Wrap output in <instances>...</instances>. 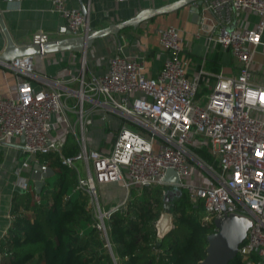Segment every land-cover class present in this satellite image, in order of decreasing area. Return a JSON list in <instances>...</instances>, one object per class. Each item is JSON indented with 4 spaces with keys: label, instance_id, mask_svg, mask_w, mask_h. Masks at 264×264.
<instances>
[{
    "label": "built area",
    "instance_id": "obj_1",
    "mask_svg": "<svg viewBox=\"0 0 264 264\" xmlns=\"http://www.w3.org/2000/svg\"><path fill=\"white\" fill-rule=\"evenodd\" d=\"M49 1L64 18L68 35L89 31L90 25L79 8L67 0ZM242 7L257 13L253 26L228 29L221 23L217 31L207 30L210 41L231 51L237 72L216 73L213 87L200 97L197 92L202 69L197 77L188 75L189 59L181 54L182 37L174 25L158 28L159 43L167 55L156 75H146L143 61L124 55L119 46L104 72L86 76L82 66L76 76L79 88L74 105L57 85H34V80H45L35 73L36 54H22L3 62L15 72L17 95L0 97V144L7 137L24 136L21 151L26 156L14 171L19 190L28 187L36 155L57 152L61 164L76 170L75 189L89 195L95 227L110 250L107 221L111 214L126 204L132 188L163 184L166 169L172 168L190 200L203 201V224L229 214L251 220L237 254L245 264H264V70L260 83L254 81L252 69L253 48L264 43V0H208L202 4L200 21L209 10L218 19L223 16L220 9L230 14ZM50 40L43 29L32 33L31 42L43 45ZM85 100L92 110L101 111L102 117L109 112L122 117L109 151L91 147L85 133L74 129L76 123L81 128L84 124ZM69 110L76 113L75 122L70 119V131L77 151L65 155L63 139L50 134L51 114L59 113L67 121ZM196 134L206 139L212 164L192 152ZM193 162L205 169L213 183L194 185L182 180L189 176ZM78 163L85 165L84 174ZM35 199L39 201L36 193Z\"/></svg>",
    "mask_w": 264,
    "mask_h": 264
},
{
    "label": "crops",
    "instance_id": "obj_2",
    "mask_svg": "<svg viewBox=\"0 0 264 264\" xmlns=\"http://www.w3.org/2000/svg\"><path fill=\"white\" fill-rule=\"evenodd\" d=\"M168 1L171 0H67V3L79 9L84 3L86 7L84 15L89 25L102 27L131 17L143 7H158ZM0 12L9 34L16 43L31 42L32 33L37 29L45 30L51 40L68 35V27L64 18L53 9L49 0H0ZM203 15L204 20L198 21L191 6L187 4L169 12L156 14L141 21L135 27H124L117 36L109 34L97 38L86 52L71 49L49 52L43 56L36 54L34 57L35 73L43 76L45 80H34V85L49 87L50 84H55L65 93L69 104L74 105L77 100L75 93L79 88V80L76 76L82 68L81 59L83 60L84 57L87 60L86 76L91 72H104L108 68L110 57L119 51V46L124 55L141 59L144 64V73L154 76L167 55V51L159 43L158 28L174 25L179 28L182 37L181 54L189 59L188 75L197 77L198 71L202 69L197 95L203 96L213 87L216 73L234 75L238 69L237 61L231 51L216 41H210L207 37V30L213 28L217 31L221 23L226 25L233 21L234 28H247L253 26L258 18L257 13L248 7L238 8L218 19H215L209 12H204ZM262 40L264 41V31ZM5 43V35L0 26V51ZM252 69L254 81L263 82L264 43L253 48ZM16 95L15 72L0 65V97H16ZM83 107L86 112L84 124L81 128L76 123L75 131L78 133L83 131L91 147L109 151L111 145L103 141L105 127L108 126L109 129L113 127L117 132L122 123V117L109 112L105 115V117L108 115L107 119L104 120L105 117H102L101 111L92 110L88 100L83 102ZM75 117V110L68 111L67 121L62 119L61 114L52 113L50 134L53 137L62 138L64 142L70 134L75 139L74 133L70 131V119L74 123ZM109 119L117 121L111 126ZM21 147L20 135L7 137L6 141L0 144V150L4 154V159L0 163V239L13 218L10 213L13 192L19 190L18 179L14 171L22 160L20 158ZM201 147L208 153L206 139L196 134L191 146L192 152L203 162L212 164L211 157V160L202 159L194 151V148L200 149ZM12 156L15 157L14 160L11 159ZM214 166L217 167L215 163Z\"/></svg>",
    "mask_w": 264,
    "mask_h": 264
},
{
    "label": "trees",
    "instance_id": "obj_3",
    "mask_svg": "<svg viewBox=\"0 0 264 264\" xmlns=\"http://www.w3.org/2000/svg\"><path fill=\"white\" fill-rule=\"evenodd\" d=\"M76 151L70 134L62 152ZM194 151L211 160L204 148ZM3 159L0 150V163ZM36 160L53 173L44 179L39 201L31 179L26 190L13 192V218L0 239V264H198L205 258L207 235L216 228L214 222H201V204L193 203L188 191L158 184L132 188L126 204L107 221L109 250L95 227L89 195L75 189L76 170L61 164L54 151L37 154ZM163 211L172 215L174 227L158 241L155 222ZM228 264L245 262L237 254Z\"/></svg>",
    "mask_w": 264,
    "mask_h": 264
},
{
    "label": "water",
    "instance_id": "obj_4",
    "mask_svg": "<svg viewBox=\"0 0 264 264\" xmlns=\"http://www.w3.org/2000/svg\"><path fill=\"white\" fill-rule=\"evenodd\" d=\"M208 0H171L158 7H143L133 16L122 19L120 21L111 22L102 27L89 26V31L83 35H66L61 38L50 40L43 45L34 42L16 43L9 34L2 13L0 12V26L5 35L6 43L0 51V65L3 62L13 59L15 56L22 54H38L41 51L44 53L62 51V50H78L86 52L97 38L105 35H118V32L127 26H137L141 21L146 20L156 14L169 12L179 7L189 4L191 10L201 19V8L203 2ZM81 12L86 13L84 3L81 4ZM222 15L227 11L223 8L219 11ZM209 13L214 15L213 11ZM228 29L235 27L234 21L230 24H224ZM68 33V31H67ZM23 142L24 136L20 135ZM53 171L49 166H45L39 162H33L29 178L33 181L34 191L36 194L41 192L44 184V179L52 175ZM162 182L165 185L179 187L181 178L178 173L172 169H166ZM215 231L207 235L206 256L198 264H228L238 253L240 244L244 241L248 228L251 225V220L246 216L229 214L220 218L214 219ZM174 227L173 218L169 212H161L159 218L155 222L156 238L158 241Z\"/></svg>",
    "mask_w": 264,
    "mask_h": 264
},
{
    "label": "rangeland",
    "instance_id": "obj_5",
    "mask_svg": "<svg viewBox=\"0 0 264 264\" xmlns=\"http://www.w3.org/2000/svg\"><path fill=\"white\" fill-rule=\"evenodd\" d=\"M81 66H84V68L87 69V60L86 58L84 60L81 59ZM208 93V92H207ZM108 116V115H107ZM107 116L104 118V120L107 119ZM117 121V120H116ZM116 121H112L109 119V125L112 124L114 125L116 123ZM108 127V126H107ZM105 127L106 131H104L105 135L103 138V141H105L106 144L111 145L114 141V137H115V129L112 127L109 129V127L107 128ZM199 155V154H198ZM26 155L21 152L20 158H24ZM15 157H11L12 160H14ZM78 168L81 171L82 174L85 173V165L84 164H80L78 163ZM185 183H190V184H194V185H199V184H211L213 183L212 178L210 177V175L205 171V169L202 166H199L198 164H196L195 162L192 163V165H190V174L187 177H184L182 179ZM160 186H162L165 190H177V189H184L186 190V188L184 187H176V186H170V185H165V184H158ZM187 191V190H186ZM201 204L200 209L198 210V214H200V217L203 215V201L200 199L198 201ZM109 205V204H108ZM166 212V211H163Z\"/></svg>",
    "mask_w": 264,
    "mask_h": 264
},
{
    "label": "snow or ice",
    "instance_id": "obj_6",
    "mask_svg": "<svg viewBox=\"0 0 264 264\" xmlns=\"http://www.w3.org/2000/svg\"><path fill=\"white\" fill-rule=\"evenodd\" d=\"M262 98H264V97H262Z\"/></svg>",
    "mask_w": 264,
    "mask_h": 264
}]
</instances>
